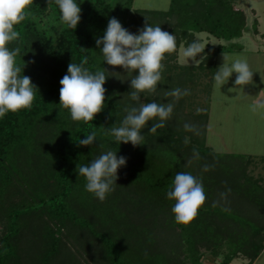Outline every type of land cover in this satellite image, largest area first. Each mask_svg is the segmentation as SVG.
I'll return each instance as SVG.
<instances>
[{"label": "trees", "instance_id": "trees-1", "mask_svg": "<svg viewBox=\"0 0 264 264\" xmlns=\"http://www.w3.org/2000/svg\"><path fill=\"white\" fill-rule=\"evenodd\" d=\"M75 2L81 8V19L73 30L61 22L54 0L49 4L48 0H33L27 9L30 15L14 25L20 33L19 39L8 44L10 50L20 48L15 58L16 65L22 69L20 75L29 76L37 89L30 109L8 112L0 118V264H57L64 246L62 228L66 224L96 242L105 264H203L204 252L200 247L214 255L223 248L219 264H230L238 254L247 258L243 264H252L263 249L260 233L264 227L256 219L257 212L242 214V200H246V206L259 207L264 204V194L255 181L245 178L240 182L238 177L243 173L236 174L234 185L229 184L222 177V170L217 168L221 162L213 159L239 154L213 152L204 145V135L201 136L196 146L201 158L192 160L196 169L189 162L190 166L183 165L182 171L202 180L206 200L190 223L177 224L171 212L174 201L168 200L166 193L187 158L183 159L184 152L177 143V149L172 147L171 136L163 135L164 130L170 128L158 129L154 143V139L148 138L153 134L147 133L141 146L133 147L131 142L118 144L107 133L112 126L120 125L126 112L107 83L104 84L107 90L104 107L92 121H73L69 111L60 107L59 81L67 74L68 64H80L86 58L85 67L90 71H104L106 62L96 46V38L104 35L112 17L124 28L128 25L132 0L115 5L90 0ZM234 3L235 0H171L165 12L172 20H177L173 26L177 36L181 32L183 36L185 33L191 36L192 32L204 31L225 42L217 44L206 58L211 85L215 73L214 55L241 49V44L233 40L248 30L244 12L236 9ZM254 31L257 33L256 28ZM198 75L193 74L194 80ZM208 88L210 91V85ZM93 131L97 133L93 144L77 147V141ZM108 150L116 152L117 157H126V166L118 169L116 185L128 193L126 196L131 200L128 208H135L139 213L148 210L144 212L154 218L167 209L171 216L169 225L180 229L184 242L177 239L173 248L167 244L157 252L150 247L143 250L136 241L130 243L127 239L122 243L118 234L104 229L108 210L98 215L99 220L86 215L82 210L86 206L79 202L83 198L87 201L85 195L89 192L85 190V179L77 178L76 165L87 164ZM205 164H215V169L203 171ZM117 189L107 196L109 200L116 199ZM215 190L219 192L217 195L213 193ZM221 193L226 195L221 196ZM127 222L122 220L119 229L126 228L125 233L129 235ZM136 229L137 223L131 220L130 236H136ZM145 240L152 242L153 239L147 236ZM35 241L37 247H34ZM180 253L183 258H179ZM69 264L78 263L71 260Z\"/></svg>", "mask_w": 264, "mask_h": 264}, {"label": "rangeland", "instance_id": "rangeland-1", "mask_svg": "<svg viewBox=\"0 0 264 264\" xmlns=\"http://www.w3.org/2000/svg\"><path fill=\"white\" fill-rule=\"evenodd\" d=\"M90 1H101L105 4L115 5L116 3H123L125 0ZM170 2L171 0H132L130 5V14L127 19L128 25L125 28L131 33L137 34L138 30L144 26L147 19V22L153 27L160 25L162 30L175 35L177 41L176 51L170 54L166 53L162 61V64L164 65L162 70V83H158L155 93L141 94V101L150 103L153 100H156L158 103H167L170 98L164 97V93L166 91L177 87L181 89H189L191 94L184 96L175 104L172 118L166 123L165 127L170 128V130H164L166 131L167 135L165 132L163 134L165 137L171 136L170 140L174 142L172 143V147L177 149V146L175 145V143H177L181 152H184L183 159L187 158V161H185V163L183 161L184 164L180 165L181 169H179V171L184 170L183 165L190 166L192 160H197L193 158L192 150L194 147L196 148V146H198V141L200 140L201 136L204 135V145L209 147L213 152L223 154H239L237 157L231 158H213L218 161V163L221 162L220 167L217 168L222 170V177L226 178L229 184L234 185L232 181H234L236 174L243 173L241 177H238L240 182H243L245 178L250 181H255L256 184L262 189L264 194V157H262L264 154L254 156L239 151L225 152L221 149L220 143L216 142L215 138H212L217 137L212 136V133L214 132L207 129V127H209L208 117L210 118L211 113L213 112V117H216L217 120L222 119L223 126L225 121L227 122L226 129H224V142H228V144L226 143L229 147L228 150H230V147L237 150H248V147H243V140L247 139L249 136L255 137L257 139L260 137V135L262 138L261 145L264 147V118H262L264 115V111L262 110L264 109H257L256 111H252L250 109V105L253 104L251 102L252 98H256L257 96L264 97V89H262L264 88V82H262L260 79H256L257 77L255 78L254 76L257 74L260 78V73L264 74V63H259V66L257 61L258 53L255 52L257 50L264 51V39L261 34L264 33V0H235V8L242 10L245 14L248 30L243 31L241 37L234 38L233 40L234 42L241 44L242 48L225 53L229 56H241L245 58L250 66L251 71H253V75L249 83L242 86H237L234 83L237 74L234 72L232 76L229 77L228 82L222 85L224 86V90L221 88V91L214 89V80L212 85L209 84L210 75L207 74L208 68H206V58H209V56L212 54L210 52L217 44L225 42L209 35L204 31L192 32L190 33L191 36L186 33L183 36V32H181V34L177 36L178 34L173 31V26L177 23V20H172L173 18L170 16V14L165 13L170 7ZM254 28L257 29V33L254 31ZM194 38H199L201 43L206 45L204 52L198 54L196 57L197 60H200L201 56H203V59L200 60L198 65H196L195 61H193L191 58H189L187 61V59L182 56L183 48H186L188 43ZM226 44L229 43L226 42ZM102 47L103 45L98 47L99 51ZM222 53L223 52H220L219 54L214 55L213 61L215 60V63L218 62L222 64L224 62ZM207 60L210 61V59ZM185 67H191L194 70L192 71L190 69H183ZM104 71H106V74L109 75L106 78L107 86L112 91V93L115 94V97L118 101H120L124 108L136 105V102L131 100L129 92L131 91V76L138 75V70H135L133 73H127V71L123 69L122 66H110L106 63ZM195 73H197V75L199 74V77L196 78V80H194L195 78L193 77V74ZM183 74L186 76L184 77ZM188 76L191 77L196 85L190 81ZM253 78L255 79L253 80ZM182 80L185 82H182ZM209 85L212 88H210V91H208ZM229 88H236L237 91L230 92L228 91ZM144 95H147V97ZM198 107L204 110L199 115L196 114V109ZM203 115H205V117ZM185 123L194 125L198 131V134L185 131L183 129V125ZM152 125L153 121H148L147 125L141 129V134L143 136L146 135ZM156 136L157 135L153 134L148 138L150 141L154 139V143L157 139ZM185 136L190 137V143L188 145H185L183 142ZM226 137H228L227 140ZM213 140L215 143H213ZM244 144L245 146L247 145L246 143ZM205 156L207 157V155ZM243 157L247 161H244ZM199 158H201V156ZM192 164H194V162H192ZM195 166L196 165L194 164L192 168L196 169ZM214 169L215 168H213V170ZM116 183H119L118 178ZM116 187L118 189L116 191L117 193L115 192L117 196L115 200H109L110 198L106 197V199L101 202L91 193H87L85 195V197L88 198L87 201L84 198L80 200L79 204L86 206V208L82 210L89 218H98L99 220L98 215L104 214V212L108 210L109 213L107 214L108 216L104 222V229L110 231V233L113 235L118 234L122 243L123 241L126 242L127 239L130 243L136 241V244L143 246V250L145 247L147 250L150 247L152 251L161 250L166 248L167 244L170 248H173V243L176 242L177 239V242L183 241L182 236L179 235L180 229H172L171 225H169L168 221L171 219V216L169 215L167 209H164L163 212H160V215L157 213L158 216H156V218H154L151 213L144 212L148 210H143V213L134 211L135 208L134 210H131L128 208L131 202V200L129 201V198L127 197L129 196L128 193H125L122 186L120 187L116 185L115 190ZM213 193L217 195L219 192L215 190ZM107 196H109V194ZM219 199L222 198L219 197ZM227 199L232 201V198ZM216 200L218 201V199L215 198V201ZM242 203L244 205L243 211H241L242 214H256L255 212H257L258 216L256 219L259 220V222L262 223V226L264 227V221L262 222V216L264 217V204L258 207V205L253 206L251 204L246 206V200H242ZM109 206L111 209L113 207V209L110 210ZM121 211L122 213H119ZM128 217L130 219H128ZM122 220L124 222L128 221L127 223H129L127 226L128 231L130 232L129 235L125 233L126 230L124 229L126 228L119 229V227L122 226L120 224ZM131 220L137 223L138 229H136V236H130ZM120 231H122V233H120ZM62 232L64 246L58 258L57 264H69V261L71 260L78 264H105L102 258L99 256L100 253L98 249H96V242L87 236L86 233L79 232L77 228H74L68 224L62 228ZM147 236L150 238L152 237V242H149L148 240L143 241V238L145 239ZM260 237L263 249L259 253L258 257L254 260L253 264H264V228L260 233ZM144 242L149 245L146 246ZM34 247H37L36 241L34 243ZM34 249L35 248H33V250ZM199 250L204 252L201 258V262L203 264H219V261L223 257L224 249H218L217 251L219 253H216V255L209 253V251L205 252V249L202 247H200ZM183 256V253L179 254V258H183ZM246 261L247 258L245 256L238 254L231 260L230 264H243Z\"/></svg>", "mask_w": 264, "mask_h": 264}, {"label": "clouds", "instance_id": "clouds-1", "mask_svg": "<svg viewBox=\"0 0 264 264\" xmlns=\"http://www.w3.org/2000/svg\"><path fill=\"white\" fill-rule=\"evenodd\" d=\"M52 0H48V4ZM33 0H0V118L8 112H18L21 109H30L35 99L36 86L31 78L20 75L22 69L16 65L15 58L20 53V48L10 50L8 44L19 39L20 33L14 29V25L20 24L30 13L27 11ZM59 7L60 20L70 29H75L81 19V8L75 0H54ZM96 46L100 47V53L110 66H122L127 73L138 70V75H132L129 92L131 100L136 105L126 107L125 117L119 126H112L108 135L114 138L118 144L131 142L133 147L144 144V136L141 134L148 121H153L149 134H155L158 129L166 127L171 120L175 104L184 96L190 95V90L179 87L166 91L164 97L170 98L167 103H158L153 100L150 103L141 101V94L155 93L158 83H162V61L166 53H173L177 49L176 37L162 30L160 25L153 27L146 22L138 30L137 34L131 33L124 28L120 21L112 17L109 19L107 28L102 37L96 38ZM205 44L199 38H194L182 50V56L191 58L196 65L200 60L196 57L204 52ZM224 62L219 66L213 76L214 89L221 91V86L235 72V85L242 86L252 79L247 60L241 56H229L222 53ZM87 59H82L80 64L70 62L67 74L60 79L59 105L67 109L73 121H92L96 114L100 113L105 104L106 71H90L85 64ZM264 82V74H261ZM228 91H237L229 88ZM147 97V95H144ZM252 111L264 109V102L250 105ZM204 110L196 109L199 115ZM59 114V113H58ZM112 114L110 113L109 116ZM183 129L198 134L196 127L185 123ZM97 139L95 131L87 134L86 138L77 141V147L90 146ZM184 144L190 143V137H184ZM103 147L102 144L99 145ZM193 158L199 159V152L193 148ZM126 157H117L116 152L108 150L93 158L87 164L76 165L75 171L78 177L86 181L85 190L91 193L99 201L103 202L107 195L115 190L117 184L118 169L126 166ZM215 164H205L203 171H209ZM230 191V189L228 190ZM226 193H221L225 196ZM166 198L174 201L171 212L177 224H188L198 214V210L205 203L206 193L202 180L190 172L179 171L167 190Z\"/></svg>", "mask_w": 264, "mask_h": 264}, {"label": "crops", "instance_id": "crops-1", "mask_svg": "<svg viewBox=\"0 0 264 264\" xmlns=\"http://www.w3.org/2000/svg\"><path fill=\"white\" fill-rule=\"evenodd\" d=\"M257 24H258V22H257ZM259 34H260V32H259ZM261 34H262V37L264 39V33H261ZM255 52L258 53V57H257L258 64L259 63L260 64L264 63V51L257 50ZM214 63H215V60H214ZM258 64H257V66H258ZM260 64H259V66H260ZM220 65L221 64L218 63V62L215 63V72L219 68ZM254 76H255V78L257 77L256 79H260L261 80V77L259 78V76L257 74L254 75ZM255 78H253V80ZM221 88L224 90V86H221ZM262 89H264V88H262ZM251 102L253 104L254 103L264 102V97L263 96H261V97L257 96L256 98L254 97V98H252ZM262 111H264V110H262ZM262 118H264V115L262 116ZM208 119H209V127H207V129L212 131V132H214V133H212V136H217V137H212V136L211 137L215 138L216 142L220 143L221 149L223 151H225V152L239 151V152H243V153L254 155V156H259V155L264 154V147L261 145L262 144L261 135L257 139L255 137L249 136V137H247V139L243 140L244 143L247 144L245 146V144L243 143V147L244 148L248 147V150L247 149L237 150V149H233L231 147H230V150H228V148H229L228 145H227L228 142H226V141L224 142V129H226V123L227 122L224 120L225 124L223 126L222 125V119L221 120H219V119L217 120L216 117H213V112L211 113V117L210 118L208 117ZM224 119H226V118H224ZM227 138L228 137H226V140H227ZM213 143H215L214 140H213ZM262 157H264V155H262Z\"/></svg>", "mask_w": 264, "mask_h": 264}]
</instances>
